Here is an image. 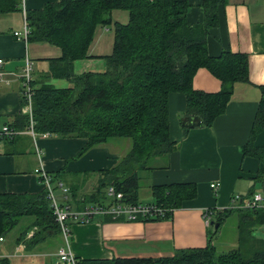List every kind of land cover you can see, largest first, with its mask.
I'll list each match as a JSON object with an SVG mask.
<instances>
[{
	"label": "trees",
	"instance_id": "16d2710c",
	"mask_svg": "<svg viewBox=\"0 0 264 264\" xmlns=\"http://www.w3.org/2000/svg\"><path fill=\"white\" fill-rule=\"evenodd\" d=\"M21 1L0 0V12L23 10ZM218 1L205 0V18L199 23L187 21L189 0H60L47 3L41 9L25 10L27 42L44 41L62 49L59 57L51 59L47 73L32 80L35 91L31 115L35 132L85 138L87 144L79 155L115 139H126L130 144L112 167L99 170L94 188L87 193L80 194V190L90 173H83L85 176L75 173L71 177H64L62 171L49 173L53 187L61 189V197L70 194L74 209L112 202L105 194L109 186L121 191L124 201L141 202L138 195L140 171L162 167L163 160L176 144L169 136L170 92L185 95L187 113L200 117L202 125L211 126L233 99L234 88L239 83H250L246 53L224 49L220 55L213 56L207 51L206 36L210 26L215 25ZM114 9L126 10L129 20L113 21ZM97 24L112 26L115 32L113 48L104 56L105 71L86 70L78 74L73 65L78 59L91 57L88 49ZM201 67L221 80L222 87L218 91L206 92L194 87L193 76ZM53 78L64 79L70 86H54L49 82ZM22 98L25 101L23 95ZM258 106L250 138L242 149L244 155L255 157L263 164L257 171L261 176L264 145L257 146L254 142L264 129V93ZM31 115L18 116L26 128ZM152 160L155 164L160 160L161 165L150 163ZM59 182L67 187L65 193ZM195 186L189 182L152 185L150 191L154 200L151 202L165 214L147 215L141 220L170 218L183 201L195 197ZM47 190L0 193V237L4 239L11 234L25 217L32 219L21 226L14 241L23 242L26 250L59 237L61 228L55 220ZM67 202L70 203V197ZM234 212L239 219L235 248L219 251L209 241L203 247L176 250L172 256L78 257L76 264H264V237L254 232L258 225H264V208L230 207L216 210L215 216L219 222ZM0 264H10V258H0Z\"/></svg>",
	"mask_w": 264,
	"mask_h": 264
},
{
	"label": "crops",
	"instance_id": "0c3cea01",
	"mask_svg": "<svg viewBox=\"0 0 264 264\" xmlns=\"http://www.w3.org/2000/svg\"><path fill=\"white\" fill-rule=\"evenodd\" d=\"M59 1L22 0L21 3L25 11L41 9L47 3ZM189 2L188 23L202 22L205 18V0ZM23 10L0 12V59L3 60L0 63V72L3 74L0 78V129L5 124L18 131L14 138H0V193L42 191L45 186L39 180L38 170L48 173L62 171L64 177H71L75 173H90L85 186L80 190V194L87 193L83 189L89 184L92 186L90 189L94 188L99 170L112 167L129 145L115 139L88 148L79 155L87 144L85 138L47 133L33 138L22 125L18 116L28 113V104L23 101L21 87L25 56L32 59V73L34 80H37L47 73L51 59L59 57L62 50L57 44L17 39L14 30L21 31L23 28ZM215 10V25L210 26L206 36L207 51L213 56L220 55L224 49L246 53L250 83H239L234 88L233 99L226 104L225 111L213 120L211 126H183L182 119L191 115L187 113L186 96L170 92L169 136L176 144L163 160L162 167L151 169L148 176L150 187L159 183H193L196 185L195 197L183 201L179 208L174 209L173 215L165 219L130 221L104 214L96 215L88 222L69 220L68 249L77 258L134 255L166 257L174 255L181 248L203 247L213 241V233L223 227L225 218L230 215L219 221V226L215 228L214 224L205 223L203 210H226L230 204H235L232 198L236 195H240L244 201L257 191L264 194V173L261 176L257 174L263 164L255 157L244 155L242 149L250 138L254 115L264 93V0H219ZM111 14L113 21L125 23L129 20L126 10L114 9ZM95 29L88 49L91 57L78 59L73 65L78 74L86 70L105 71L104 56L113 48L115 32L112 26L99 24ZM192 81L196 89L206 92H215L222 87L221 80L204 67L198 68ZM49 82L57 87L70 86L66 80L59 78L50 79ZM254 144L264 145V129L256 135ZM215 181L220 182V185L212 192L210 185ZM61 196L62 193L60 198L63 199ZM68 196L73 207L75 202L70 194ZM153 200L152 194L146 199H140L141 202ZM212 220L218 221L215 214ZM9 236L0 241V258L9 257L10 264L13 257L23 259L18 264H62L58 262L56 254L61 242L57 246H50V249H44L45 243H40L26 250L23 242L16 244L14 240L7 239ZM59 240L65 243L61 233ZM236 242L235 245L231 242L227 246L235 248Z\"/></svg>",
	"mask_w": 264,
	"mask_h": 264
},
{
	"label": "built area",
	"instance_id": "2783aa9c",
	"mask_svg": "<svg viewBox=\"0 0 264 264\" xmlns=\"http://www.w3.org/2000/svg\"><path fill=\"white\" fill-rule=\"evenodd\" d=\"M24 17V24L21 31H15V35L17 39H20L24 42H27L28 38V26L26 17H25V11L22 12ZM3 60L0 59V63ZM32 65L33 61L28 57L25 56V66H23L21 71V87H23V96L25 101H27L28 104V113L31 115V107H32V95L35 91L34 84L32 83V80L34 79L33 73H32ZM3 77L2 72H0V78ZM32 115H31V122H29L28 132L32 134L33 138L37 136L38 134L35 132V130L32 127ZM17 130L11 128L8 125H3L0 129V138L9 137V136H15L17 134ZM40 175V182L44 184L45 188H47V194L49 198L51 199V206L52 210L56 216L55 220L60 225L61 228V236L63 239H65V243L61 246H59L56 250V254L58 256V262L61 263H68V264H76L77 257L71 253L68 249L69 239L68 235L70 232V225L69 220L79 221V222H88L91 218L95 217L96 215H112L115 217H122L126 220L132 221L134 220H141L142 218L148 216H160L165 214L164 210L161 207H158L153 202H137V203H128L127 201H124V195H122V192L119 190H115L114 186H109L105 189V194L110 199H112V202L104 203V204H90L80 209H74L70 206V203L67 202L69 197L67 195H63L62 201H60L55 193H54V187L53 184L50 181L49 173L45 171L38 170L37 171ZM60 187L63 188V192L65 193L68 189L63 185V183H58ZM220 185V182L215 181V183H212L210 187L212 189H217ZM239 200V201H238ZM238 201V202H237ZM232 202L235 204H230L229 208L232 207V209H252V208H264V194L257 191L253 194L251 198H248L247 200H242L240 195H236L234 198H232ZM237 202V203H236ZM215 210L212 208H206L203 210V218L205 220V223L207 225L212 224V216L215 214ZM31 234V233H30ZM3 238L0 237V241Z\"/></svg>",
	"mask_w": 264,
	"mask_h": 264
},
{
	"label": "rangeland",
	"instance_id": "374dc122",
	"mask_svg": "<svg viewBox=\"0 0 264 264\" xmlns=\"http://www.w3.org/2000/svg\"><path fill=\"white\" fill-rule=\"evenodd\" d=\"M119 140L122 141V142H128V141H125L126 139H123V140L119 139ZM129 146H130V144H129ZM129 146H127L126 150L129 148ZM123 151H124V149H123ZM150 163H152L154 165H157V166L161 165L160 160H159L158 164H155L154 160H152V162L150 161ZM145 170H141L140 174H139V176H140V178H139L140 188L138 189V194L140 195V199L141 200L146 199V197L151 196V194H149L150 180H149V177H148L149 176V171H151V169L145 168ZM143 171H145V172L143 173ZM90 188H92L91 184H89V186H86L83 190L84 191H89ZM54 189H55L54 193H55L56 197L60 201H62V199L60 198L61 189H59V187L58 188L55 187ZM213 190L214 189H210V191H212V192H213ZM214 194H215V192H214ZM237 218H238L237 213H235V212L234 213H230V215L227 216V218H225L226 220L224 222L223 227H220L219 229H217L216 232L213 233L214 237H213L212 243L216 246V248L219 249V251H225V250L230 249L231 247L227 246V245L229 243H231V242L235 245V242L238 240L237 239L238 233L236 231L237 220H238ZM30 219H32V217H25V218L21 219L20 222L18 223V225L16 226V228L11 232V234H9L10 236L7 237V239L13 241L14 240L13 238H15L16 235L20 233L21 226H24V224L26 222H28ZM254 232L256 233L257 236L260 235L261 237H264V225H262V226L258 225L255 228ZM59 243H60V246L64 244V242L62 243V241H60L59 237L57 236L55 238L49 239V241L44 244L45 247H43V248L44 249L45 248L50 249V246H52V245L53 246H57ZM15 253L16 252H14L12 255H14ZM42 259L45 260L44 257H42ZM22 260H23L22 258L13 257V259L11 261L12 262L11 264H18L17 262H21Z\"/></svg>",
	"mask_w": 264,
	"mask_h": 264
},
{
	"label": "water",
	"instance_id": "95a60500",
	"mask_svg": "<svg viewBox=\"0 0 264 264\" xmlns=\"http://www.w3.org/2000/svg\"><path fill=\"white\" fill-rule=\"evenodd\" d=\"M182 123H183V126H187V127H195V126H199V124H202V122L200 121V117H198L197 115L185 116L182 119ZM212 224L215 225V228H217V226H219L218 221L214 222V220H213Z\"/></svg>",
	"mask_w": 264,
	"mask_h": 264
}]
</instances>
